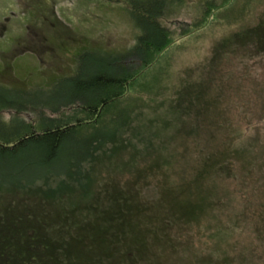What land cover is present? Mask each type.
Segmentation results:
<instances>
[{"label": "rangeland", "instance_id": "374dc122", "mask_svg": "<svg viewBox=\"0 0 264 264\" xmlns=\"http://www.w3.org/2000/svg\"><path fill=\"white\" fill-rule=\"evenodd\" d=\"M207 1L182 0L169 10L163 23L172 45L86 133L100 141L116 135L87 173L95 193L105 187L107 211L120 209L123 221L146 228L140 235L152 238L146 259L154 264H264V47L257 44L264 0H210L215 9L206 18ZM127 7L0 0V83L22 91L14 99L55 111L104 97L102 90L79 98L74 83L124 75L119 58L139 33ZM45 112L53 122L73 115L70 108ZM12 114L4 112V120ZM62 166L39 173H60ZM205 169L206 178L198 177ZM10 211L31 214L33 227L44 221L49 236L76 218L66 203L12 202ZM174 212L194 218L176 221Z\"/></svg>", "mask_w": 264, "mask_h": 264}, {"label": "trees", "instance_id": "16d2710c", "mask_svg": "<svg viewBox=\"0 0 264 264\" xmlns=\"http://www.w3.org/2000/svg\"><path fill=\"white\" fill-rule=\"evenodd\" d=\"M103 2L125 3L139 32L134 45L119 58L124 66L122 77L98 75L74 83H77L79 98L87 99L91 91L102 90L106 93L104 97L91 103H71L63 111H55L50 105L42 108L14 99L15 94H23L22 91L0 83V264H139L142 257L141 264H154L146 259L152 238L147 234L140 235L146 228H133L130 221H123L122 215L126 214V217L127 213L120 209L107 211L101 198L105 187L98 193L91 189L88 173L93 172L95 164L100 161L98 154L106 145L114 143L116 135L100 141L86 136V133L101 122L115 104L124 100L140 76L172 45L171 34L164 27L163 19L182 0ZM202 6L204 17L208 18L215 6L210 0ZM262 43L264 47V33L259 34L257 44L262 46ZM82 58L85 57L80 56L78 61H83ZM134 61L142 65V70H134ZM68 81L73 82V79ZM67 108L73 115L64 120L53 122L45 117L46 109L60 115ZM10 111L13 113L11 121L4 120L3 113ZM25 114L36 115L39 120L35 124L29 123L22 117ZM70 139H77L79 143L67 148ZM59 162L63 165L60 173H39L53 169ZM84 164L89 171H82ZM206 169L199 172L198 177L206 178L209 174ZM36 171L38 173L32 178L29 176L31 180L27 179ZM123 201L127 204L130 199ZM12 202L20 205L29 202L43 207L66 203L76 218L71 224L62 221L60 228L54 230L56 235L49 236L44 221H40V227H33L31 214L11 212ZM172 216L184 223L194 218L182 212H174ZM73 230L75 232H71ZM73 247L78 248L75 253L71 251ZM123 247L127 251L122 252ZM124 259L127 261L123 263Z\"/></svg>", "mask_w": 264, "mask_h": 264}]
</instances>
